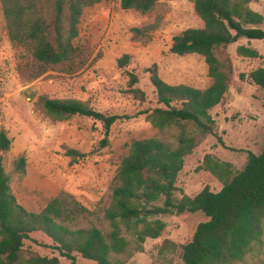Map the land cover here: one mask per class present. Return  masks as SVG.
<instances>
[{"label":"trees","instance_id":"obj_1","mask_svg":"<svg viewBox=\"0 0 264 264\" xmlns=\"http://www.w3.org/2000/svg\"><path fill=\"white\" fill-rule=\"evenodd\" d=\"M100 0H0L8 39L24 46L37 69L33 76L48 68L64 73L74 72L85 60L84 48L73 44L82 8ZM158 0H118L121 9L149 12ZM250 0H192L194 13L201 21L199 27H188L172 35L168 51L183 55L194 53L202 57L210 83L203 87L169 84L157 74L152 63L145 68L153 88L157 106L146 108V121L157 135L131 140L118 161L110 180L109 197L97 210H88L69 193L58 192L38 211L19 204L9 186L8 174L0 165V264H60L55 255L22 254L23 241L47 247L74 264L75 256L94 264H124L112 255L128 252V241L121 235L123 226L134 237L133 249H140L144 238H155L164 226L156 215H172L199 211L205 218L196 223L189 239L180 244L183 264H229L240 260L251 243H259L264 231V144L258 153L246 151L240 169L231 170L228 162L204 154L199 168L209 171L221 186L211 191L205 185L194 195L181 193L174 181L183 157L190 153L206 135L222 144L208 110L217 104L230 81L232 67L227 56L218 57L217 47H225L238 38L260 39L264 31L259 24L262 16L251 10ZM154 24L147 27L153 28ZM134 34L141 28L132 27ZM236 53L256 57L255 49L243 45ZM129 56L116 59L124 66ZM127 85L137 78L126 72ZM240 78L264 87V67H256ZM132 95L143 100L137 87L129 88ZM43 111L54 120L72 115L97 119L102 123L98 144L107 143L110 125L120 116L104 115L80 100L39 98ZM174 130V144L164 134ZM10 140L0 129V151L8 149ZM68 154H77L67 149ZM79 155V154H78ZM24 156L12 160L13 171H24ZM160 200V202H158ZM107 221V227L88 217ZM171 247L172 242H168ZM162 249L161 245L160 248Z\"/></svg>","mask_w":264,"mask_h":264},{"label":"rangeland","instance_id":"obj_2","mask_svg":"<svg viewBox=\"0 0 264 264\" xmlns=\"http://www.w3.org/2000/svg\"><path fill=\"white\" fill-rule=\"evenodd\" d=\"M247 6L262 16L261 22L253 26L264 31V0H250ZM154 23L153 28L147 27ZM199 26L201 21L193 11L192 0H158L146 13L121 9L118 0H100L82 8L77 36L72 40L84 48L86 57L82 65L70 73L48 68L33 76L36 64L24 46L8 39L0 7V129L10 140L8 149L0 151V165L8 174L16 201L27 210L38 211L50 197L64 191L88 210H97L109 197L111 177L128 143L157 135L144 114L139 113L157 106L145 68L154 63L158 76L169 84L203 88L210 83L201 56L168 51L172 35ZM132 27L141 28V33L134 34ZM238 45L255 49L258 56L239 55L235 51ZM123 53L129 56L128 61L118 67L116 59ZM215 53L220 58L227 56L232 67L225 93L208 110L222 144L206 135L183 157L175 175L176 198L181 193L194 195L205 185L211 191L220 188L217 178L197 167L204 154L228 162L231 170L236 171L245 162L246 151L258 153L264 144V87L238 76L264 67V42L241 37L225 47H217ZM128 71L137 78L132 86L127 85ZM131 87L142 91L143 100L132 95ZM40 97L80 100L104 115L120 117L110 125L106 145L100 146L99 120L81 115L54 120L43 111ZM173 135L171 129L164 138L174 144ZM67 149L77 154H68ZM19 154L25 161L22 173L12 168V160ZM152 218L164 222L159 235L144 238L140 249L135 250L134 237L121 226L128 252L112 258H119L124 264H183L180 244L189 239L204 214L196 211ZM87 219L107 227L99 212ZM21 249L24 256L55 255L60 264H70L56 251L27 240ZM73 254L74 264H94ZM229 264H264V231L259 243H251L240 260Z\"/></svg>","mask_w":264,"mask_h":264},{"label":"crops","instance_id":"obj_3","mask_svg":"<svg viewBox=\"0 0 264 264\" xmlns=\"http://www.w3.org/2000/svg\"><path fill=\"white\" fill-rule=\"evenodd\" d=\"M252 10V9H251ZM254 11V10H253ZM249 26H253V25H249ZM241 38V37H240ZM244 38V37H243Z\"/></svg>","mask_w":264,"mask_h":264}]
</instances>
